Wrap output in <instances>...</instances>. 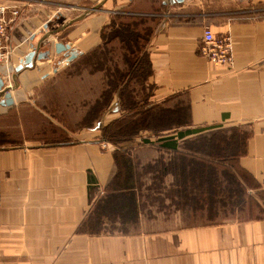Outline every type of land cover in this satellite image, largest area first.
Returning a JSON list of instances; mask_svg holds the SVG:
<instances>
[{
  "label": "crops",
  "instance_id": "1",
  "mask_svg": "<svg viewBox=\"0 0 264 264\" xmlns=\"http://www.w3.org/2000/svg\"><path fill=\"white\" fill-rule=\"evenodd\" d=\"M5 2L28 3L34 13L9 32L12 67L0 66V78L12 88L14 105L0 106L1 116L30 107L53 125L31 101L53 75V61L66 58L67 52L56 54L53 46L68 45L78 60L100 45V29L115 17L143 20L140 28L150 30V74L146 105L138 108L160 106L171 113L168 123L177 120L182 129L220 126L230 136H240L243 155L237 167L246 196L261 214L185 226V215L173 213L176 200H163L160 204L169 207L164 212L149 204L147 219L142 214L145 200L137 197L135 229L86 231L83 225L96 202L105 199L118 176L115 155L126 152L135 163L128 167L132 174L141 173L161 153L155 149L140 160L146 151L134 138L103 149L100 134L55 126V139L64 142L47 138L0 148V264H264V0H0ZM205 28L214 37L231 38L232 68L215 67L199 56ZM33 50L35 56L47 51L50 56L12 80L14 69ZM116 105L115 100L103 116L110 125L139 111ZM140 181L151 183L150 176ZM162 183L169 189L173 177L166 175Z\"/></svg>",
  "mask_w": 264,
  "mask_h": 264
},
{
  "label": "trees",
  "instance_id": "2",
  "mask_svg": "<svg viewBox=\"0 0 264 264\" xmlns=\"http://www.w3.org/2000/svg\"><path fill=\"white\" fill-rule=\"evenodd\" d=\"M121 19L115 17L109 25L102 27L99 31L100 45L69 66L73 67L84 59L87 60L93 51L104 50L112 42H117L121 46L120 49L127 53L123 56L124 70L118 71L113 65L112 74L108 75L109 78L112 76V80L106 83L107 89L102 92L101 100L89 109L92 122L95 121L93 116H98L109 108L115 96L122 106V100L127 99L125 93L128 81L142 71V64L146 67V78L150 74L146 52L150 30L143 28L144 32H140L143 20L121 22ZM140 104L130 108L122 106L126 111L131 112L135 109L139 111L119 122V127L107 141L117 147L124 142H133L134 138L138 140L137 147L156 144L154 147L161 155L153 164L144 165L141 173L132 174L129 173L128 167L135 163L133 164L130 157L124 155L126 152L115 155L118 176L109 185L105 199L96 202L93 212L83 225L86 231L125 232L123 230L129 225H135L136 198L144 199L142 191L145 190L147 193L149 190L143 189L145 182L140 181V178L145 176H150L151 183L148 188L153 190L156 196L159 194L160 199L176 200L175 205H180L184 210L192 211L211 204L215 207L216 204L222 205V203L226 204L227 208L241 209L248 202L254 203L246 196L242 184V172L237 167V161L243 155L240 136L236 134L230 136L228 130H219L220 126L182 129L185 126L177 120L172 124L168 123L166 118H169V112L164 108L159 106L142 110L143 108L138 107H144L146 101L144 105ZM94 109L96 112L92 114ZM187 137L190 138L183 140ZM150 138H153L154 142H151ZM10 142L12 143L6 134L0 132V148L11 144ZM166 153L169 154L167 161ZM168 174L173 177V183L169 189H166L161 185ZM133 175H136L135 181ZM160 201L162 203L163 200Z\"/></svg>",
  "mask_w": 264,
  "mask_h": 264
},
{
  "label": "rangeland",
  "instance_id": "3",
  "mask_svg": "<svg viewBox=\"0 0 264 264\" xmlns=\"http://www.w3.org/2000/svg\"><path fill=\"white\" fill-rule=\"evenodd\" d=\"M139 30H141V33L144 32L143 28ZM120 47L117 42H112L104 50L93 51L87 60L84 59L73 67H62L58 64L60 63L59 60L53 61L51 68H54L57 73L46 78L43 85L31 98L34 105L37 108L41 107L46 112V115L52 119L53 125L47 124L48 121L37 115L30 107H24L12 115H0V132L6 134L8 140L12 141V143L10 142L11 144L5 145L3 148L15 147L21 143L37 139L42 141L49 139L53 143L64 142L55 139L57 138L55 136H59L57 130H55L58 126L74 132H95V134H100L103 137L99 142L100 147L102 141H106L105 143L107 144V140L111 137L110 135L119 127L118 124L110 125L106 119L103 120V116L107 115L108 109L98 116H93L95 121L92 122L91 115H89L91 110L89 109L93 105H97V102L101 100L102 92L107 89L106 83L108 80H112V76L109 78L108 75L112 74L113 65L116 66L118 71L124 70L123 56L127 53ZM102 54L104 55L101 58ZM146 74V67H143L142 64V71L138 72V75H134L135 77L132 76L128 81V88H126L127 92L125 93L127 99L122 100V106L130 108L135 104H143L144 101H147L148 91L145 83L148 77L146 78ZM115 100L117 101L116 106L124 110L118 102L117 96L113 98L112 103ZM93 112H96V109L92 111V114ZM52 136L53 138H50ZM138 148L146 151L145 155L143 153L140 154V160L147 159L151 155L150 151L155 150V147L150 145H142ZM149 186V183L145 182V188L143 189L149 190L147 193L145 190V193L142 191L143 189L141 190L145 200V205L142 206V214L147 219L151 218L148 210L149 204H155L157 209L163 212L169 210V207H166L164 203L160 204V200L166 199H160L159 194L156 196L154 191L148 188ZM162 193L166 195L164 192ZM224 206L226 208H223ZM175 212L185 215L186 218L181 221L182 225L185 226L220 224L225 222V219L243 220L261 214L249 202L241 209L227 208V205L222 203V205L216 204L215 207H213V204L211 206L206 205L203 208L192 209V211L184 210L180 205H175L173 213ZM197 216L200 218H197ZM128 227L123 231L130 232V229H135L136 226L129 225Z\"/></svg>",
  "mask_w": 264,
  "mask_h": 264
},
{
  "label": "built area",
  "instance_id": "4",
  "mask_svg": "<svg viewBox=\"0 0 264 264\" xmlns=\"http://www.w3.org/2000/svg\"><path fill=\"white\" fill-rule=\"evenodd\" d=\"M34 13L33 5L16 3L0 4V66H11L13 45L9 32L16 28L25 18ZM233 42L227 35L214 37L210 29L202 31L200 39L199 56L215 67L233 66ZM106 141H102L101 147H107Z\"/></svg>",
  "mask_w": 264,
  "mask_h": 264
},
{
  "label": "water",
  "instance_id": "5",
  "mask_svg": "<svg viewBox=\"0 0 264 264\" xmlns=\"http://www.w3.org/2000/svg\"><path fill=\"white\" fill-rule=\"evenodd\" d=\"M96 10L97 9H94L93 11H96ZM79 20H81V19L79 18V19H76L74 21L68 22L65 26H63L62 30H64L66 28V26H70L71 24H73ZM55 34H56V32L54 34L49 35L47 38H49L50 36H53ZM53 48H54V52L56 54H61V53L67 52L65 60L61 61L59 63V66H62V67L68 66L71 62L75 61L79 56L76 53L70 52V47L68 45L55 44L53 46ZM35 53H36L35 50L31 51L30 53L27 54V56L24 58V60H22L19 63V65L14 69V75L12 76V80H15L17 74H19L23 70L32 69L34 62L44 60L46 58H49V56H50L49 51H47L44 55L35 56ZM55 73H57V71L53 70V74H55ZM11 91H12V88L6 86L5 82L0 78V98L3 99L0 102V106L5 107V108H11L14 105L13 100L11 99V96H10Z\"/></svg>",
  "mask_w": 264,
  "mask_h": 264
}]
</instances>
